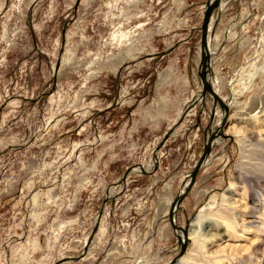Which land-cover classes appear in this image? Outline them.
<instances>
[{"label": "rangeland", "instance_id": "rangeland-1", "mask_svg": "<svg viewBox=\"0 0 264 264\" xmlns=\"http://www.w3.org/2000/svg\"><path fill=\"white\" fill-rule=\"evenodd\" d=\"M207 1L0 0V264L78 256L108 190L88 252L60 264L178 254L167 211L210 121L197 74ZM223 3L211 62L235 100L234 140L212 149L177 225L208 221L187 264H264V0ZM135 164L150 173L118 184Z\"/></svg>", "mask_w": 264, "mask_h": 264}, {"label": "water", "instance_id": "water-1", "mask_svg": "<svg viewBox=\"0 0 264 264\" xmlns=\"http://www.w3.org/2000/svg\"><path fill=\"white\" fill-rule=\"evenodd\" d=\"M222 4V0H208L205 7H203L204 15L203 19L201 21V56L199 57V71H197L199 78L201 79V87H202V97L203 99L207 100L206 102L210 103L209 108V118L210 121H208L207 126L203 129V138H204V146H203V153L200 156V158L197 160L196 165L192 169V171L185 176V179L180 186L179 193L173 198L172 204L170 206V209L167 211V219L169 220V225L171 228H173L174 234L176 235V240H178V244L180 249L178 250V254L168 263H157V264H175L177 261H180L182 256L185 254L186 248H188V245L190 244L191 240L187 238L188 235V225L189 222H187L184 226H178L177 225V219H176V212L180 211L182 208V201L185 197L190 195L192 192V188L194 184H196L198 173L202 171L204 165L206 164V160L209 158L212 149L217 145L218 140L220 138L226 139V141L231 142L233 140V137L230 135H225L224 133L227 131L228 122L230 120V117L232 115L231 107H233V104L235 102L234 99H232L231 94H228L226 97H223V91L220 93V86H219V80L215 77L216 74H214L213 66L211 62V55L209 49H207V32L209 31V22L210 19H212L213 13L215 10L220 7ZM222 89V88H221ZM222 94V95H221ZM233 101V102H232ZM231 102L233 104H231ZM206 104V106L208 105ZM193 104L189 106L192 107ZM205 106V107H206ZM208 108V107H206ZM187 109L184 110L183 115L179 118V120L176 122V125L172 127L166 134H164L163 141L161 142L160 146H163L166 142L169 135L172 134L173 131L176 130L177 125L182 122L184 119V116L187 114L185 113ZM220 114V117L218 119L217 115ZM217 120V121H216ZM216 121V122H215ZM216 123V124H215ZM159 148V147H158ZM156 148V150L158 149ZM154 165L155 168H157V154L154 152ZM142 174H149L150 171H148L142 164L140 165H132L130 166L126 172H124L123 175H121L120 180L118 181V184H122L123 187H125L126 184V178L129 174L135 173L136 170ZM189 181V183L186 185V182ZM123 187L119 190L121 193ZM118 194L114 195L110 194L109 190L107 191V194L103 200V208L100 210V212L97 214V220L95 221V225L92 228V234L86 241V246L84 247L83 251L80 252L78 256H75L74 258H68L58 261L56 264H60L62 262H68L71 260H78L80 261L81 258L88 252V249L92 245V240L95 238L96 234L98 233L97 229L98 226H100V221L102 219V216L107 208V202L110 200V198H115ZM154 264V263H152Z\"/></svg>", "mask_w": 264, "mask_h": 264}, {"label": "bare ground", "instance_id": "bare-ground-1", "mask_svg": "<svg viewBox=\"0 0 264 264\" xmlns=\"http://www.w3.org/2000/svg\"><path fill=\"white\" fill-rule=\"evenodd\" d=\"M224 6V3H223V0H222V4H221V6L220 7H218L216 10H215V12L213 13V16H212V19H210V22H209V31L207 32V36H208V40H207V43H208V45H207V49H209V51H210V55H211V58H212V56L215 54V51H214V49H212L213 47H212V45H211V32L215 29V25H214V20H215V18L217 17L218 18V20L220 19V17H221V14H222V7ZM218 23V22H217ZM213 27H214V29H213ZM201 95H202V92H201ZM200 95V98H199V100H200V103L201 104H203V106H205V102H206V100L205 99H203V97ZM233 102V101H232ZM231 102V104H233ZM198 102H196V101H193L192 102V107H190L189 108V106H188V108H187V111L185 112V113H189V111L197 104ZM218 116H219V113H218V115H217V118L216 119H218ZM216 124V123H215ZM225 135H227L228 133H227V131L224 133ZM229 135V134H228ZM231 136V135H230ZM232 137V136H231ZM168 140V139H167ZM226 141V139H224V138H220L219 140H218V142L219 141ZM233 140H234V138H233ZM232 140V141H233ZM213 151V150H212ZM211 155H212V152H211V154H210V156H209V158L206 160V164L204 165V167L208 164V162L210 161V157H211ZM203 167V168H204ZM136 170V172H139L138 171V169H135ZM189 183V181H187L186 182V185ZM178 212H176V214H177ZM176 219H177V215H176ZM206 224H208V221L206 220V222H205V220H204V218L203 217H201V215L200 216H198L193 222H192V224L191 223H189V225H188V227H189V229H188V235H187V238L189 239V240H191V242H190V244L193 242V240L195 239L198 243L201 241V237L203 236V231H204V226H206ZM192 225V226H191ZM190 227H194V228H198V229H195V230H193V231H191L190 232ZM212 227V226H211ZM98 229H99V226H98ZM97 229V230H98ZM89 250V249H88ZM87 253V252H86ZM186 255V253L182 256V258H184V256ZM181 258V259H182ZM180 259V260H181ZM179 262L180 261H177L175 264H179ZM180 264H187V262L185 261V258L181 261V263Z\"/></svg>", "mask_w": 264, "mask_h": 264}, {"label": "crops", "instance_id": "crops-1", "mask_svg": "<svg viewBox=\"0 0 264 264\" xmlns=\"http://www.w3.org/2000/svg\"><path fill=\"white\" fill-rule=\"evenodd\" d=\"M216 25H217V23H216ZM216 25H215V27H216Z\"/></svg>", "mask_w": 264, "mask_h": 264}]
</instances>
